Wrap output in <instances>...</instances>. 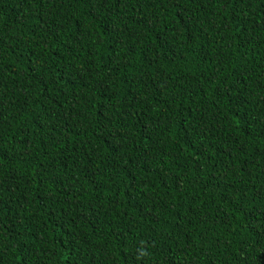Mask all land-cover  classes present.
<instances>
[{
	"label": "trees",
	"instance_id": "trees-1",
	"mask_svg": "<svg viewBox=\"0 0 264 264\" xmlns=\"http://www.w3.org/2000/svg\"><path fill=\"white\" fill-rule=\"evenodd\" d=\"M0 264H264V0H0Z\"/></svg>",
	"mask_w": 264,
	"mask_h": 264
}]
</instances>
